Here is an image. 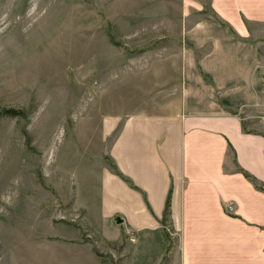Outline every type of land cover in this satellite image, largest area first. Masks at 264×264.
<instances>
[{
  "label": "crops",
  "instance_id": "0c3cea01",
  "mask_svg": "<svg viewBox=\"0 0 264 264\" xmlns=\"http://www.w3.org/2000/svg\"><path fill=\"white\" fill-rule=\"evenodd\" d=\"M209 11L185 29L175 95L104 116L72 191L121 264H264V192L244 175L264 185V0Z\"/></svg>",
  "mask_w": 264,
  "mask_h": 264
},
{
  "label": "rangeland",
  "instance_id": "374dc122",
  "mask_svg": "<svg viewBox=\"0 0 264 264\" xmlns=\"http://www.w3.org/2000/svg\"><path fill=\"white\" fill-rule=\"evenodd\" d=\"M202 11L209 0H0V264H121L72 191L104 116L175 95Z\"/></svg>",
  "mask_w": 264,
  "mask_h": 264
},
{
  "label": "trees",
  "instance_id": "16d2710c",
  "mask_svg": "<svg viewBox=\"0 0 264 264\" xmlns=\"http://www.w3.org/2000/svg\"><path fill=\"white\" fill-rule=\"evenodd\" d=\"M13 114H15V115H18V114H20L19 112H14ZM244 175H245V177L246 178H248V179H250L253 183H254V186L257 188V189H259V190H261V191H263L264 192V185L263 184H259L250 174H248L247 172H244ZM168 207H169V201H167V204H166V213H165V217H166V215H167V210H168ZM166 221V220H165Z\"/></svg>",
  "mask_w": 264,
  "mask_h": 264
},
{
  "label": "built area",
  "instance_id": "2783aa9c",
  "mask_svg": "<svg viewBox=\"0 0 264 264\" xmlns=\"http://www.w3.org/2000/svg\"><path fill=\"white\" fill-rule=\"evenodd\" d=\"M226 209H227V212H232L233 211V203L230 202L227 205V208ZM165 227H166V229H167V231L169 232L170 235H173L174 234V232H173L172 228L170 227V225H167Z\"/></svg>",
  "mask_w": 264,
  "mask_h": 264
},
{
  "label": "water",
  "instance_id": "95a60500",
  "mask_svg": "<svg viewBox=\"0 0 264 264\" xmlns=\"http://www.w3.org/2000/svg\"><path fill=\"white\" fill-rule=\"evenodd\" d=\"M117 221H118V223H120V222H121L119 219H118Z\"/></svg>",
  "mask_w": 264,
  "mask_h": 264
}]
</instances>
